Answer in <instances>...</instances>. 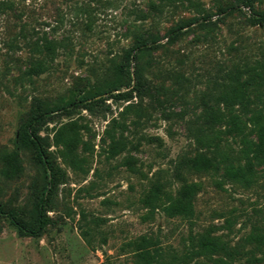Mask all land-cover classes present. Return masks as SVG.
Returning a JSON list of instances; mask_svg holds the SVG:
<instances>
[{"label":"rangeland","instance_id":"1","mask_svg":"<svg viewBox=\"0 0 264 264\" xmlns=\"http://www.w3.org/2000/svg\"><path fill=\"white\" fill-rule=\"evenodd\" d=\"M183 5L0 0V208L32 227L45 201L36 236L0 214V264H134L127 243L140 237L156 239L166 260L205 229L232 256L197 264H264L261 170L249 188L222 170L185 174L198 183L194 215L165 209L178 161L195 153L193 130L211 125L229 85L264 65V0ZM138 39L155 46L133 49ZM225 128L212 124L209 135Z\"/></svg>","mask_w":264,"mask_h":264},{"label":"trees","instance_id":"2","mask_svg":"<svg viewBox=\"0 0 264 264\" xmlns=\"http://www.w3.org/2000/svg\"><path fill=\"white\" fill-rule=\"evenodd\" d=\"M183 7L185 2L192 0H176ZM177 4V3H176ZM145 12L139 15V19L147 17ZM259 19H264V11L259 15ZM138 27V26H136ZM175 30L169 32L174 33ZM155 45L147 46L144 40L138 39L133 49L147 51ZM41 48L48 49L47 45ZM54 48V47H52ZM134 53L132 57L136 59ZM45 62L37 64L35 68L43 70ZM251 69V68H250ZM141 72L134 69L135 80L139 79ZM129 81L122 85H128ZM119 86V85H118ZM264 65L252 68L248 71L245 79L229 85L227 90L221 94L224 107L218 113L213 112L211 125H200L193 130L192 138L195 141V153L191 158L178 161L176 177L179 185L176 188V196L170 199L165 209L170 215H194V204L198 190V183L191 181L185 174L206 173L209 175L218 173L222 170V176L232 184L242 188H249L257 183V172L262 171L264 177ZM259 100L256 105L254 102ZM227 110V114L225 111ZM205 115H210L213 111L211 107L204 108ZM207 122H204L206 124ZM224 123V130L218 129L214 136L209 135L208 130L212 124ZM29 133V129H25ZM228 134L232 142L223 145L222 135ZM239 138L238 140L236 138ZM239 142L238 148H233L232 143ZM36 142V141H35ZM210 153H216L218 158L214 160ZM181 165L183 166L181 168ZM218 184V183H217ZM157 188L154 193L157 192ZM43 196L40 197L39 208L37 211L35 225L27 227L23 225L13 213L3 211L0 214L9 217L10 222L20 231L36 236L40 233L43 225L42 210L44 206ZM211 230L191 233L188 237V246L182 253H172L164 260L158 248L156 239L150 240L140 237L131 240L127 245L135 251L134 264H187L193 262L197 264L200 258L214 260L213 256L224 253L227 257L232 256L229 241L223 235L213 234ZM260 244H257V248ZM151 248V250H150ZM221 260V259H220Z\"/></svg>","mask_w":264,"mask_h":264}]
</instances>
